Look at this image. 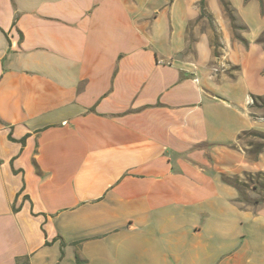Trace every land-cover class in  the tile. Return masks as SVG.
<instances>
[{
	"label": "crops",
	"instance_id": "0c3cea01",
	"mask_svg": "<svg viewBox=\"0 0 264 264\" xmlns=\"http://www.w3.org/2000/svg\"><path fill=\"white\" fill-rule=\"evenodd\" d=\"M263 32L264 0H0V264H264Z\"/></svg>",
	"mask_w": 264,
	"mask_h": 264
},
{
	"label": "trees",
	"instance_id": "16d2710c",
	"mask_svg": "<svg viewBox=\"0 0 264 264\" xmlns=\"http://www.w3.org/2000/svg\"><path fill=\"white\" fill-rule=\"evenodd\" d=\"M245 2H247L248 0H244ZM260 2V4L262 5V0H258ZM224 7L226 9V11L228 12L229 15H231V7H230V3L227 1H224ZM259 42H264V32L262 33V35L259 37L258 39ZM254 104H257L258 102L264 105V96H252ZM236 182V181H235ZM238 185V184H237ZM264 198V195H263ZM78 264H79V260H77Z\"/></svg>",
	"mask_w": 264,
	"mask_h": 264
}]
</instances>
